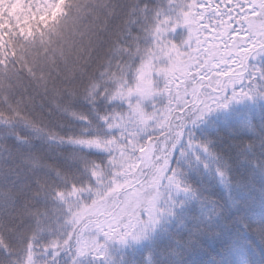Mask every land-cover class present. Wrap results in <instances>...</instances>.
<instances>
[{
	"label": "snow or ice",
	"instance_id": "snow-or-ice-1",
	"mask_svg": "<svg viewBox=\"0 0 264 264\" xmlns=\"http://www.w3.org/2000/svg\"><path fill=\"white\" fill-rule=\"evenodd\" d=\"M88 8L120 21L108 33L106 52L85 40L91 32L82 31L80 21L94 14ZM141 21L151 46L132 34ZM179 26L187 28L181 44L168 39ZM262 53L264 0H168L166 8L140 0H0V141L11 138L31 148L43 136L76 149L66 157L70 167L62 168L0 144V180L19 179L21 168L32 177L16 191L0 185V264H56L66 251L73 253L71 264H81L88 257L107 258L109 241L148 235L173 214L175 193L191 191L175 167L176 156L193 149L212 155L207 144L193 141L189 126L232 101L264 95V72L249 68V60ZM225 58L235 68L222 73L221 82L210 73ZM193 68L205 75H192ZM157 75L164 81L160 88ZM158 94L166 95V106L146 111L144 102ZM36 95L64 99L55 109L80 121V133L64 136L56 130L59 119L45 122L34 110ZM78 99L92 106L95 120L74 108ZM101 99L125 104L127 112H100ZM39 169L51 175L32 174ZM45 233L56 234L45 241Z\"/></svg>",
	"mask_w": 264,
	"mask_h": 264
},
{
	"label": "trees",
	"instance_id": "trees-1",
	"mask_svg": "<svg viewBox=\"0 0 264 264\" xmlns=\"http://www.w3.org/2000/svg\"><path fill=\"white\" fill-rule=\"evenodd\" d=\"M68 2L97 5L115 3L117 0ZM140 3L166 8L168 0H140ZM86 11L94 14H85L80 21L82 31L91 32V35L85 36V40L91 39L93 47L106 52L111 47L108 33L120 21L92 8ZM223 19L228 21L227 17ZM141 23L143 22L132 25V34L141 35V43L146 47L151 46L152 39L143 38ZM215 23L214 19L212 24ZM231 23L239 31V23L235 20ZM239 36L241 42H246L245 32H239ZM186 38L185 26H179L168 36V39L177 44H181ZM181 50L186 51L183 48ZM213 63L216 64L217 61ZM252 66L264 72V53L249 60V68ZM230 68L234 70L235 66L225 58L210 75L220 76L223 82L226 77L221 74L229 72ZM197 71L200 76L205 75L203 70L195 68L191 74L195 75ZM261 79L264 80V76ZM163 83L162 76L157 75L156 86L160 88ZM247 83L245 80V84ZM41 102L44 103L43 108L40 107ZM64 102V99L53 101L50 96L36 95L33 107L45 122L51 119L63 122L56 126L61 135L79 134L84 125L68 115L62 116L55 109L56 103ZM166 104V95L158 94L145 101L144 107L146 111L162 110ZM96 107L100 112L115 108L127 112L125 104L106 103L104 99L99 100ZM74 108L85 112L91 119H96L92 106L86 101L78 99ZM189 131L193 141L207 144L212 155L193 149L183 156H176L175 167L180 169L182 179L191 191L175 193L173 214L165 216L143 239H129L124 243L119 240L109 241L107 258L88 257L81 264H240V257H244L245 264H264V95L257 94L232 101L227 108L216 109L201 121L190 125ZM25 134L33 135L27 132ZM0 144L13 151L17 148L20 151L35 152L41 162L62 168L70 167L66 157L76 151L71 144H56L43 136L33 139L31 148L16 145L11 138L0 141ZM86 155L97 159L96 153ZM218 168L225 173L224 177L218 174ZM19 174V179L8 176L6 180H0V185L7 184L16 191L25 179H32L28 168H21ZM32 174L51 175L46 169H39ZM38 203L43 206V201ZM55 234L45 233L43 239L46 241ZM11 239L15 244V238ZM72 255L67 251L62 253L56 264H71ZM40 259L46 261L48 255L41 256Z\"/></svg>",
	"mask_w": 264,
	"mask_h": 264
},
{
	"label": "rangeland",
	"instance_id": "rangeland-1",
	"mask_svg": "<svg viewBox=\"0 0 264 264\" xmlns=\"http://www.w3.org/2000/svg\"><path fill=\"white\" fill-rule=\"evenodd\" d=\"M241 264H244L245 260H244V257H240V261H239Z\"/></svg>",
	"mask_w": 264,
	"mask_h": 264
}]
</instances>
